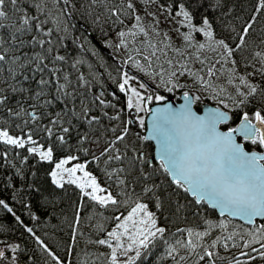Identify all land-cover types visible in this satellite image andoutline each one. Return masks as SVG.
I'll list each match as a JSON object with an SVG mask.
<instances>
[{"label":"snow or ice","instance_id":"6c2138e0","mask_svg":"<svg viewBox=\"0 0 264 264\" xmlns=\"http://www.w3.org/2000/svg\"><path fill=\"white\" fill-rule=\"evenodd\" d=\"M247 11L240 0H0V212L12 217L0 264H72L41 225L67 227L77 264L264 262V0ZM177 90L174 107L162 92ZM203 99L215 107L200 114Z\"/></svg>","mask_w":264,"mask_h":264},{"label":"trees","instance_id":"16d2710c","mask_svg":"<svg viewBox=\"0 0 264 264\" xmlns=\"http://www.w3.org/2000/svg\"><path fill=\"white\" fill-rule=\"evenodd\" d=\"M240 2L244 5V7L246 9H248L247 12L242 13L243 15H245V18L247 17V15L250 13L251 11V5L254 3V0H240ZM261 25H264V21H260ZM121 99H123V96L121 95ZM125 117H128V113L127 111H125L124 113ZM133 130L134 131H140L142 134L143 129H140L138 127V125H133ZM146 144L148 145V152L151 157H154V146L151 142H146ZM4 151V147L2 145H0V152ZM21 152H23V150H19ZM13 155L14 153L10 152L9 153V160L13 159ZM155 164H159V162L157 161H153ZM34 163V161L29 160V164ZM3 162L0 161V198L3 199H8L10 196V190L8 192L3 191V177L5 175V169L2 166ZM50 166L47 164L42 165L41 167V175H43V171L47 168H49ZM89 170L93 171L95 175H97L98 179L100 180L101 184L104 186L106 185L105 182V178L103 177V174L101 172H99L98 170H96L94 165H89ZM8 174H12V170L8 171ZM17 184H19V181H16ZM48 181L45 180V186H47ZM78 190L74 189V186H70L68 188V193L67 195H65L64 197V201H65V205L70 204V203H74L76 201V192ZM10 203H12L9 200ZM85 203H87V201H85ZM13 207L17 210L18 214H23V209L21 208L20 205L18 204H13ZM90 211V209H89ZM210 211V217L212 219H216L219 218V216L216 214V212L209 210ZM67 214L69 216V218H71L72 216V211L71 208L67 209ZM106 215H109V213H105ZM22 218L24 219L25 224H28L29 226H33L32 223L30 222L29 218L26 215H22ZM0 222H12V217L10 215H7L3 212H0ZM193 220H189V224L193 223ZM83 223V222H82ZM235 223V222H233ZM240 224V223H237ZM171 226V225H170ZM180 227H184L185 224L184 223H180L179 224ZM109 227H114V224H110ZM85 232V237H87L89 235V233L91 232V229L88 228H83L82 229ZM173 231H175V228H172ZM47 231L49 233L48 236H44V232ZM37 234L40 235L43 239L46 240L47 243H49V245L53 248V250L57 253V255H59L62 259H64L66 262L68 259H71L72 264H77V261L79 259L83 258V253L81 252V248L78 245L75 250L72 252L71 256L69 257L65 251L64 248L65 246L69 243V230L67 229V227L65 226V231L62 233H56L55 236H53V230L51 228L45 229L42 225L38 228L37 230ZM0 238H4V237H0ZM93 238H96L95 236H93ZM100 238H103L102 236ZM11 239L18 241V242H23L26 241L29 248H34L37 247L34 242L25 234L24 236L20 235V230H15L12 235H11ZM82 237H78V240L82 243L83 242ZM88 252L92 253V252H96V251H105L106 249H104L102 246H97V245H91L88 246ZM156 253H161L163 250L162 248H157ZM94 259V257H92Z\"/></svg>","mask_w":264,"mask_h":264},{"label":"water","instance_id":"95a60500","mask_svg":"<svg viewBox=\"0 0 264 264\" xmlns=\"http://www.w3.org/2000/svg\"><path fill=\"white\" fill-rule=\"evenodd\" d=\"M168 102H171V103L173 104L174 107H178L179 104L182 103L183 101H182V99H181V95H180L178 100H177L175 97H173V96H169V101H168ZM205 105L210 106V107H215L214 104L203 103V104L201 105V109H200V110H198L196 106H195V110L198 111L200 114H203V109H204ZM157 106H160L159 102H158V103L151 104V105H147V107H151V108H153V109H154L155 107H157ZM145 123H146V125H150V116H149L148 114H147V117H146ZM143 134H144V135H147V128H145V132H144ZM150 142H151V143L153 144V146H154V157H155V154H156V153H155V142H154V141H150ZM241 142H243V141H241ZM155 161L159 162L158 159H155ZM216 214L219 216V213H218V212H216ZM235 221H239V222H241L242 224L246 225V222H245V221H241V220H239V219H236ZM260 221H261V219H260V218H257V222H260ZM246 226H247V225H246Z\"/></svg>","mask_w":264,"mask_h":264},{"label":"rangeland","instance_id":"374dc122","mask_svg":"<svg viewBox=\"0 0 264 264\" xmlns=\"http://www.w3.org/2000/svg\"><path fill=\"white\" fill-rule=\"evenodd\" d=\"M162 94H164V95H166V96H173V97H175L177 100L179 99V96L181 95V91L180 90H177V91H175V92H173V93H166V92H162ZM153 103H158V102H156V101H153ZM152 103V104H153ZM203 103H210V104H214V102L213 101H211V100H208V99H203L202 100V102H200L198 105H196V107H197V109L198 110H200L201 109V105L203 104ZM215 105V104H214ZM141 117H143L145 120H146V117H147V114L146 113H140L139 114ZM134 116H135V113H133L132 114V118H134ZM145 131V129H143V132ZM102 186H104V185H102ZM233 222H235V224H237V223H240L239 221H233ZM260 223V222H259ZM240 224H242V223H240ZM247 227V226H246ZM257 247H259V245H256ZM233 251H235V253H236V255L239 257V251H237V250H233ZM240 259H244L243 257H239Z\"/></svg>","mask_w":264,"mask_h":264},{"label":"flooded vegetation","instance_id":"af4514ba","mask_svg":"<svg viewBox=\"0 0 264 264\" xmlns=\"http://www.w3.org/2000/svg\"><path fill=\"white\" fill-rule=\"evenodd\" d=\"M260 264H264V262H260Z\"/></svg>","mask_w":264,"mask_h":264}]
</instances>
